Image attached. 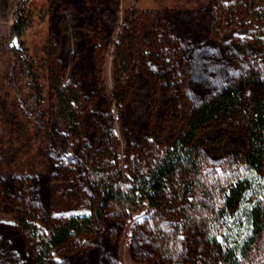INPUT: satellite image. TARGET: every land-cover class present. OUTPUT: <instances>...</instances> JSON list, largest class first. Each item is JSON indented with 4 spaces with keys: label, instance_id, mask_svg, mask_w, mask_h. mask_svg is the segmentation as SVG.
Instances as JSON below:
<instances>
[{
    "label": "rangeland",
    "instance_id": "rangeland-1",
    "mask_svg": "<svg viewBox=\"0 0 264 264\" xmlns=\"http://www.w3.org/2000/svg\"><path fill=\"white\" fill-rule=\"evenodd\" d=\"M217 4L0 0V264H35L29 247L33 232L47 235L59 219L91 212L96 193L88 179L94 162L101 161L98 175L105 164L114 163L121 171L117 181L129 185L130 170L152 161L157 148L175 132L176 118L164 90L156 106L150 104L154 72L148 66L135 72L137 83L124 107L112 100L114 43L124 22H153L157 29L161 24L181 78L182 110L195 107L250 69L264 79V36L256 40L254 35L258 25H264V4L253 16L238 11L236 21L216 25ZM14 11L26 25L19 32L12 29ZM143 33L151 67L157 61L153 31ZM23 58L28 72L21 65ZM59 67L62 83L80 107L82 136L75 140L57 113L50 69ZM205 140L208 181L225 187L246 173L240 133L214 126L206 129ZM106 145L113 153L105 152ZM262 206L264 215V185ZM175 210L172 204L158 213L142 201L119 219L114 207L106 209L92 238L73 239L51 250V258L54 264H168L167 248L171 261L183 264L191 231ZM245 264H264V217Z\"/></svg>",
    "mask_w": 264,
    "mask_h": 264
},
{
    "label": "trees",
    "instance_id": "trees-1",
    "mask_svg": "<svg viewBox=\"0 0 264 264\" xmlns=\"http://www.w3.org/2000/svg\"><path fill=\"white\" fill-rule=\"evenodd\" d=\"M263 4L264 0H235L233 4L218 0L215 23L236 21L238 11L253 16ZM13 16L12 29L19 32L26 25L16 11ZM160 25L157 29L153 22L145 25L132 19L121 26L114 43L112 100L117 107H124L137 83L135 72L148 66L154 72L149 80L150 104L155 107L164 90L170 113L176 118L175 132L157 148L152 161L130 170L129 185L117 181L121 171L114 163L105 164L98 175L101 161L94 162L88 179L96 193L91 212L59 219L47 235L33 232L29 247L35 264H54L51 250L73 239L92 238L102 224L106 209L114 207L115 216L123 219L137 210L142 201L158 213L173 204L181 223L191 231L190 248L183 264H245L256 244L264 217V79L256 69H250L195 107L182 110L181 78ZM149 29L153 31L150 38L157 57L151 67L143 39V32ZM254 35L256 40L264 36L263 23ZM21 65L27 72L30 70L24 58ZM50 81L56 92L57 113L68 135L74 140L81 138L80 107L77 98L62 83L60 67L50 69ZM214 126L240 133L244 140L240 160L246 173L225 187L213 184L205 176V131ZM109 130L107 136L111 139ZM105 152L113 153L107 145ZM164 252L168 264H174L169 258L170 251L166 248Z\"/></svg>",
    "mask_w": 264,
    "mask_h": 264
},
{
    "label": "built area",
    "instance_id": "built-area-1",
    "mask_svg": "<svg viewBox=\"0 0 264 264\" xmlns=\"http://www.w3.org/2000/svg\"><path fill=\"white\" fill-rule=\"evenodd\" d=\"M25 29L24 27L21 28V30Z\"/></svg>",
    "mask_w": 264,
    "mask_h": 264
},
{
    "label": "water",
    "instance_id": "water-1",
    "mask_svg": "<svg viewBox=\"0 0 264 264\" xmlns=\"http://www.w3.org/2000/svg\"><path fill=\"white\" fill-rule=\"evenodd\" d=\"M15 39L13 38V41H14Z\"/></svg>",
    "mask_w": 264,
    "mask_h": 264
}]
</instances>
